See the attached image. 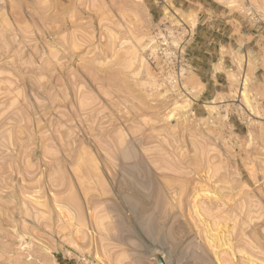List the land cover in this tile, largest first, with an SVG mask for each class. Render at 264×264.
<instances>
[{
	"label": "rangeland",
	"instance_id": "rangeland-1",
	"mask_svg": "<svg viewBox=\"0 0 264 264\" xmlns=\"http://www.w3.org/2000/svg\"><path fill=\"white\" fill-rule=\"evenodd\" d=\"M0 264H264V0H0Z\"/></svg>",
	"mask_w": 264,
	"mask_h": 264
}]
</instances>
